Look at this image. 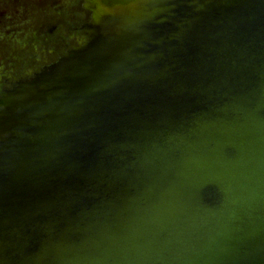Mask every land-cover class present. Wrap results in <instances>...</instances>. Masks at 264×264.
I'll list each match as a JSON object with an SVG mask.
<instances>
[{
  "label": "water",
  "instance_id": "obj_1",
  "mask_svg": "<svg viewBox=\"0 0 264 264\" xmlns=\"http://www.w3.org/2000/svg\"><path fill=\"white\" fill-rule=\"evenodd\" d=\"M0 264H264V0H0Z\"/></svg>",
  "mask_w": 264,
  "mask_h": 264
}]
</instances>
